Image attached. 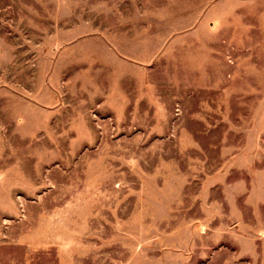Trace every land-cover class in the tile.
<instances>
[{
  "label": "rangeland",
  "instance_id": "374dc122",
  "mask_svg": "<svg viewBox=\"0 0 264 264\" xmlns=\"http://www.w3.org/2000/svg\"><path fill=\"white\" fill-rule=\"evenodd\" d=\"M0 264H264V0H0Z\"/></svg>",
  "mask_w": 264,
  "mask_h": 264
}]
</instances>
